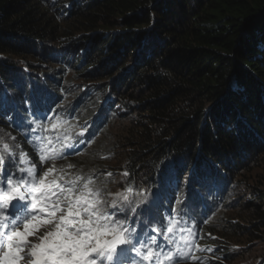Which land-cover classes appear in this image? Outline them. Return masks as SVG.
<instances>
[{"label":"trees","instance_id":"16d2710c","mask_svg":"<svg viewBox=\"0 0 264 264\" xmlns=\"http://www.w3.org/2000/svg\"><path fill=\"white\" fill-rule=\"evenodd\" d=\"M41 118L64 122L46 135L65 154L43 164L25 138ZM3 143L5 190L23 151L109 202L146 191L128 223L179 219L193 235L177 264H264V0H0Z\"/></svg>","mask_w":264,"mask_h":264},{"label":"snow or ice","instance_id":"6c2138e0","mask_svg":"<svg viewBox=\"0 0 264 264\" xmlns=\"http://www.w3.org/2000/svg\"><path fill=\"white\" fill-rule=\"evenodd\" d=\"M42 119L31 122L28 126L31 138L25 137L37 151L41 164L65 154L51 149L52 137L46 135L50 130H62L64 122L57 119L45 126ZM37 131L40 135H36ZM83 132L78 135L82 136ZM63 139V149L77 151L70 135ZM6 155L16 163L13 146L3 143L0 172ZM16 173L7 176V190L0 186V264L21 261L26 264H176L177 259L190 255L193 234L190 229L180 227L181 221L176 217L167 219L166 228L160 221L142 232L129 225L127 209H131L134 218L140 204L147 199L146 191L140 193L142 199L135 205L128 195L133 193L132 187L116 193L109 202L93 177L76 174L66 178L62 170L54 174L55 167L39 174L38 165L31 163L23 151L19 153ZM13 201L23 205L16 204L17 211L10 215ZM120 214L126 218L119 219ZM42 228L49 230L38 235ZM177 231L186 233L181 237L183 244L174 239ZM158 235L174 248L165 251L164 245L157 243ZM30 237H36L39 242L32 243Z\"/></svg>","mask_w":264,"mask_h":264},{"label":"rangeland","instance_id":"374dc122","mask_svg":"<svg viewBox=\"0 0 264 264\" xmlns=\"http://www.w3.org/2000/svg\"><path fill=\"white\" fill-rule=\"evenodd\" d=\"M244 161H245V160H244ZM244 161H243V162H244ZM254 172H255V171H254ZM22 175H24V174H22ZM17 202H18V201H14V207H15V205L17 204ZM20 203H22V202H20ZM12 205H13V204H12V202H11V206H10V208L12 207ZM21 227H22V225H21ZM42 230H43V232H44V231H46V230H49V228H47L46 230H45L44 228H42ZM38 235H43V233H42V234H41V233H38ZM29 239L31 240L32 243H38V242H39V241L36 239V237H30ZM256 244H258V242H257ZM20 264H26V261H21Z\"/></svg>","mask_w":264,"mask_h":264},{"label":"clouds","instance_id":"9594fccd","mask_svg":"<svg viewBox=\"0 0 264 264\" xmlns=\"http://www.w3.org/2000/svg\"><path fill=\"white\" fill-rule=\"evenodd\" d=\"M54 174H57V173H54ZM185 220L188 221V222H190L191 225L193 226V228L195 229L194 220H192V219L190 218V216H188ZM176 264H177V261H176ZM178 264H180V263H178Z\"/></svg>","mask_w":264,"mask_h":264},{"label":"bare ground","instance_id":"6f19581e","mask_svg":"<svg viewBox=\"0 0 264 264\" xmlns=\"http://www.w3.org/2000/svg\"><path fill=\"white\" fill-rule=\"evenodd\" d=\"M28 104V103H27ZM177 192V191H176ZM216 195V194H215ZM196 196V195H195ZM203 198V197H202ZM201 208V207H200ZM206 209H207V207H206ZM207 211V210H206ZM214 211V210H213ZM208 215V214H207ZM208 218H210V217H208ZM196 239V238H195ZM187 259V258H186ZM203 259V258H202ZM185 261V260H184ZM186 262V261H185Z\"/></svg>","mask_w":264,"mask_h":264}]
</instances>
